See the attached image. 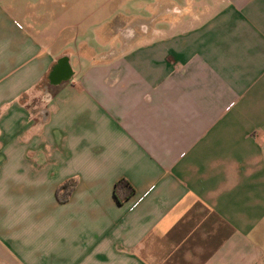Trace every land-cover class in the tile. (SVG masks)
<instances>
[{
	"label": "crops",
	"instance_id": "crops-1",
	"mask_svg": "<svg viewBox=\"0 0 264 264\" xmlns=\"http://www.w3.org/2000/svg\"><path fill=\"white\" fill-rule=\"evenodd\" d=\"M0 264H264V0H0Z\"/></svg>",
	"mask_w": 264,
	"mask_h": 264
},
{
	"label": "trees",
	"instance_id": "trees-1",
	"mask_svg": "<svg viewBox=\"0 0 264 264\" xmlns=\"http://www.w3.org/2000/svg\"><path fill=\"white\" fill-rule=\"evenodd\" d=\"M76 179L65 181L56 189V197L59 201L68 199L70 193L75 187ZM133 194V188L125 179H119L114 185V196L118 203H123Z\"/></svg>",
	"mask_w": 264,
	"mask_h": 264
},
{
	"label": "flooded vegetation",
	"instance_id": "flooded-vegetation-1",
	"mask_svg": "<svg viewBox=\"0 0 264 264\" xmlns=\"http://www.w3.org/2000/svg\"><path fill=\"white\" fill-rule=\"evenodd\" d=\"M61 70H63V67H60Z\"/></svg>",
	"mask_w": 264,
	"mask_h": 264
},
{
	"label": "rangeland",
	"instance_id": "rangeland-1",
	"mask_svg": "<svg viewBox=\"0 0 264 264\" xmlns=\"http://www.w3.org/2000/svg\"><path fill=\"white\" fill-rule=\"evenodd\" d=\"M96 50V49H95Z\"/></svg>",
	"mask_w": 264,
	"mask_h": 264
}]
</instances>
